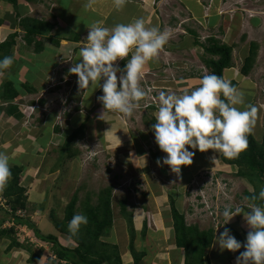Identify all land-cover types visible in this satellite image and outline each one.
I'll list each match as a JSON object with an SVG mask.
<instances>
[{
  "label": "rangeland",
  "instance_id": "obj_1",
  "mask_svg": "<svg viewBox=\"0 0 264 264\" xmlns=\"http://www.w3.org/2000/svg\"><path fill=\"white\" fill-rule=\"evenodd\" d=\"M202 2L205 1L202 0ZM226 10L229 12L226 14L228 35L226 38L221 37L220 41L225 44L232 43L234 46L239 45L236 46L237 48L248 45L251 38L255 35L254 31H258L256 29L259 26H255L256 23H254V21L258 20L261 26L264 24V15H261L264 13V0H228L226 3ZM250 17H252L253 20L251 24L253 28L250 30L253 31L250 32L249 30V33L246 35V28L249 27ZM194 22L187 21V24L201 37V41L199 39L198 41L205 42L206 38L218 34L215 29H211V31H209L211 33L208 34L196 21ZM203 36H205V38ZM249 36L251 37L247 40ZM242 37L244 38L239 41ZM190 40L189 44L177 38L171 40L175 45L183 44L182 47L177 48L178 50L171 47L172 58L175 60L176 64V72L173 77L178 75L182 76L184 72H186V66H189V69L191 68L190 66H194L195 73L199 72L194 75L195 78L202 80L205 74H209V70L204 63L206 59H209V56L203 49L199 48L198 43H195L194 39ZM87 45L88 41L86 40L81 47L84 48ZM76 58L77 55L71 54L68 59H71L69 62L72 67L75 65L74 61ZM182 64L184 68L181 67ZM60 68H62V66H59L57 69L60 71ZM24 75L25 73L19 75L21 82H26ZM53 75V80L58 77L59 86H63L65 90L60 92L59 96H55L53 99L51 95H47L46 90H44L42 86H39L41 90H44L43 93L41 92L39 95L35 96L29 93V95L26 94L25 97H22V100L18 97L16 100L17 103L15 104L19 106L22 117L21 119L15 118L16 121H14V124L16 126L13 125L12 130H8L7 132L2 130V134L9 133L8 136L12 139L13 135L16 140L22 141L23 136H26L27 141L30 140L29 143L33 141L36 145L24 146V150L28 149L26 151L31 154L32 152H30V149L35 147L34 151L36 154L34 155H36V157L34 158H36V161H34L32 165L34 168L38 167V171L40 170V172H23L21 174V186H27L26 194L28 196V207L26 211L21 210V213H17V215L26 216L28 219L30 218L43 234H57L56 223L64 220L66 207L75 193L78 192L79 202L77 208H80L82 205L81 203H83L87 197L90 196L92 203H94L97 201V196L101 191L111 187L113 190L112 208L114 227L116 230L113 229L107 237L102 239L107 240L108 244L118 247L123 259V264H135V262L130 251L131 233L127 220L121 211V202L126 203L127 213L132 215L133 228L135 230V239L133 242L135 251L138 253H146V256L142 258L139 264L178 263L172 259L173 253L178 250L174 238L173 225L171 223V197L175 198L177 208L179 206V210L185 215L188 225L197 226L201 231L214 229L217 236L222 229L228 228L231 230V234L240 242V236L244 234L246 236L248 234L250 231L248 229L249 226L245 233L239 229V231L236 232V219L237 222L243 221L247 224L243 213L233 217L226 225H224L225 219L222 215L226 207H230L233 211H235L236 207L243 208L244 212H249L251 210L249 205L252 204L248 202L245 194L247 189L250 188V185L245 179L239 177L237 172L205 171L200 172L194 177H190L188 180H183V172L177 177L176 174L171 172L169 166L161 165L156 168L152 161H149V163H147L148 161L139 162L140 167H133V165L129 164V160L123 161L125 160L124 152L134 149L135 146H133V142H135L136 145L139 142L142 146L140 134L145 128L141 126L140 123L145 114H143L140 109L136 108L134 110L135 114L132 115V117H135L133 118L131 127L125 128L126 131H130L131 129L130 133H132L134 137L132 141L127 138L126 141L122 140V142L125 141L122 147L120 143H112L110 146L108 145L110 141L107 142L106 139L109 132L110 136L112 135L111 128H106L105 125H107V122H110L109 120L112 118L118 122H123L129 117L118 112L109 113L106 111L101 119L100 117L103 113V109H101V107L99 108V105L101 106L102 103H99L98 107L95 106L94 109H96V111H94V109L89 111L84 104L83 106L80 104L82 102H78L77 104L73 101L70 102V98L76 95L75 92L79 91L78 94L84 97L86 95V89H79L78 79L75 77L64 76L63 78L60 74L57 75V72ZM73 75L77 76L76 74ZM1 82H3L2 79ZM198 87L197 85L196 88ZM76 89H78V91ZM258 89L262 92L264 87L260 85ZM70 95L71 97H69ZM81 96L80 99L82 98ZM260 99L262 109L264 110V95L261 96ZM64 100L68 101V103L62 105ZM97 102L100 101L98 100ZM32 103L33 107L30 105ZM7 104L10 103H3V108L8 107ZM73 108H77V110H73ZM52 111L58 112L49 115ZM75 115H80L82 117L80 122L85 125V134L83 139H80L72 147L74 158L70 159L67 154L61 153V148L64 145L66 136L70 135L75 126H77L73 123ZM47 117L54 121L53 127L56 126L60 128V131L56 129L59 136H54L52 133L49 134V142L45 143L48 141L47 137L45 138V133H31L42 127L44 128L49 122V120L47 122L45 121ZM83 118L86 120L83 121ZM262 118L264 121V116ZM77 119L79 120V118ZM103 119H105L106 123ZM0 120L2 122L12 121L9 115L5 113L0 116ZM14 127H17V129ZM60 134H63L62 138ZM38 135H40V137H38ZM118 135V133L114 134V136ZM82 141H84V143ZM143 148H145V152H150V150L152 152V148L155 151L160 150L159 146L153 141H151V145L143 144ZM164 157H166V155L162 156V161ZM147 164H150V166ZM160 170H162V172ZM199 181L202 182L200 183L201 186L203 185L201 190L203 194L206 195L207 202H204L205 199L202 198L203 194L196 191L198 186L197 182ZM225 183H227V192H225L224 188L226 186ZM45 190H49L48 194H45ZM210 197H212L211 201L209 200ZM0 203L3 205L4 209L11 210L10 205L6 203L2 196H0ZM212 204L214 208L210 209L209 207L212 206ZM76 211L77 214H81V210L78 209ZM160 214L164 216L163 218L165 221L167 220L170 223H162ZM139 222H146L147 231L145 233L142 232L143 228H141L140 224H137ZM4 226L8 228L13 226V224L7 222ZM16 232V237L21 244L28 246L34 254H42L43 259L40 264L45 262L48 253L52 256L51 246L47 243L38 241L30 228L27 226L16 227ZM58 235H60L63 244L74 246V243L69 240V237L61 233H58ZM9 244L10 239L7 238L2 239L0 242V258L2 262H4L3 264H31L29 262L30 253L22 248L13 249L11 252L7 253L6 248ZM211 252L210 249L206 252V264H211V259L209 258ZM227 252L230 254L231 262L232 260L234 261L236 252L229 250ZM226 255L227 254L222 256L225 257ZM227 262L228 260L226 259L225 263L228 264Z\"/></svg>",
  "mask_w": 264,
  "mask_h": 264
},
{
  "label": "crops",
  "instance_id": "obj_2",
  "mask_svg": "<svg viewBox=\"0 0 264 264\" xmlns=\"http://www.w3.org/2000/svg\"><path fill=\"white\" fill-rule=\"evenodd\" d=\"M204 1L205 2H202V0H126V3L123 7L117 8L115 5V0H95L93 6L90 9H86L85 6L89 3V0H34L32 2L27 0H18L17 7H14L6 0H0V44L8 40L13 34H16L15 44L12 47L11 52L14 63L9 68L0 71V89L5 83H13V85L19 92L20 100H22L21 98L25 97L26 94L29 95L30 93L32 96H35L39 95L41 92L43 93L44 90H46L47 95H51L53 99L55 98V96H59L60 92H63L65 89L63 86H59L58 77L53 80V74H56L57 72V75L60 74V76H63V78L64 76H70L78 79V76H75L70 72L72 65L69 61L72 58L70 60L68 59L70 58L71 54H74L77 55V58L74 61L75 64L81 62L79 60V53L83 48L81 47V45L87 40V36L93 24L98 23L102 27L112 29L118 24H129L134 22L138 18H143L146 22V27H158L161 31L168 30L171 32V38L164 46V48L160 51L159 55L146 64L144 68L143 78L140 81V86L146 93L144 99L139 102L138 107V109H140V111L145 114V116L142 117V122L140 123L141 126L145 128L140 134V137L142 139V146L139 142L137 143V145L135 144V142H133L132 144L133 146H135L134 149H131V151L128 152H124L125 160H123H129V164L133 165V167L139 166V162L143 161H148L147 163H149V161H152L156 168L160 167L162 165V156L167 154L162 152L161 150L155 151L153 150V148L152 152L150 150L151 153L147 151L145 152V148H143V144L151 145V141L156 144L152 126L157 122L156 117L158 115L159 93L161 91H165L168 93H174L176 95H183L185 93L190 94L193 90L196 89L197 85L201 86L202 81L199 78H195L194 75H196V73L198 74L199 72L195 73L194 66H190V69L189 66H186V72H184L182 76L178 75L176 77H173L175 76L174 74L176 72V64L175 60L172 58L171 47H173V49L175 50H178L177 48L182 47L183 44L175 45L171 40L177 38L180 41L183 40L185 41V43L189 44L191 41L190 39H194L195 43H198L199 48L203 49V45L208 38L205 39V42H200L201 37L197 35V32H195V30H193L191 26H188L187 21H196L197 24H199L200 27L204 29L208 34L211 33L209 32L211 31V29L217 30L218 34L212 35L210 37H215L219 41L221 40V37L226 38L228 35V30L226 28V14L229 13L226 10V3L228 2V0ZM261 15L263 16L264 13H262ZM26 18L42 22V26L40 27V29L37 28L38 30L43 31L40 35L42 42V45L40 46V52L35 51V48L39 49V47L36 46V42H38L39 39L37 36L30 37L32 41L31 45H29L26 41V31L21 26L22 20ZM252 21V17H250V28H246V35L249 33V30L253 28V26L251 25ZM45 23L46 25L43 26V24ZM254 23H256L255 26H259L256 29L258 31H254L255 35L251 38L248 45H243L242 47L237 48L236 46L239 45L234 46V44L232 43L226 44L233 48V63L231 68L224 70L223 75L226 81L236 82L238 84L237 89L244 92L245 94L244 105L237 106L239 110H247V105L249 104L257 107L258 112L256 116V123L251 133L257 144L264 148V121L262 120V117L264 116V110L262 109V103L260 99L261 96L264 95V90L260 92L261 90L258 89L260 85L264 87V24L263 26H261L258 20H255ZM252 31L250 30V32ZM203 37L205 38V36ZM244 37H242L239 41H241ZM250 37L251 36L246 39L249 40ZM198 39L200 41H198ZM252 43H256L258 46L257 57L255 59L253 68L247 75H244L242 72V67L250 54ZM130 58L131 53L129 54L128 58L124 60H118L116 62L117 66L121 69L125 68L127 59ZM59 66H62V68H60V71L59 69H57ZM181 67L184 68L183 64ZM24 73L26 82H21L19 79V75ZM120 75L121 73L117 74L118 85ZM1 79L3 80V82H1ZM100 84V87L99 85H97L96 87H90L89 89H86V95L84 97L83 95L81 96L80 94H78L79 91L78 89H76L78 92H75L76 95L70 98L69 101H73L75 104H77L78 102H82L80 104H82V106L84 104L87 110H93L95 106L98 107L99 103H101L97 102V98L103 95V80L100 82ZM54 85H57V87L51 88V86ZM39 86H42L44 90H41ZM79 95L82 97L81 99ZM69 97H71V95ZM16 100L17 99L13 101H5L1 98L0 95V106L4 107L2 106V104L7 102L13 105H17L15 104L17 103ZM64 102L68 103V101L64 100L62 105L65 104ZM30 105L32 106L33 103ZM100 107L101 109H103V105H99V108ZM73 110H77V108H73ZM94 111H96V109H94ZM57 112L58 111H52L49 113V115H53ZM133 114H135V112ZM49 117L45 119L46 122L48 120L49 122L44 128L42 127L37 131H33L31 134H42L43 132L45 133V138L47 137V140L49 134L51 133L54 134V136H59V133L56 132L57 127H53L54 121L50 120ZM134 117L131 116L123 122H118L114 118H112L113 120L111 119L109 120L110 122H107V125H105V127L111 128L112 134L110 136L109 132V135L107 136L106 141H110V144L108 145L111 146L112 143H120L122 147L127 138L128 140L131 139L130 141H132L134 137L132 133H130L131 129L130 131H126L125 128L131 127ZM9 118L12 119V121L2 122L0 120V152L5 153L9 157L10 168L14 166H20L23 167V172H40V170L38 171V167L34 168L32 165V163L36 161V158H34L36 157V155H34L36 154L34 151L35 147L30 149V152H32V154L26 151L28 149L24 150L25 145H35V142L32 141L31 143H29L30 140L27 141L26 136H23L22 141H18L13 135V139L10 138V136H8L9 133L2 134V130L7 132L8 130H12V126L15 125L14 121H16V117L9 116ZM77 118H79V120ZM81 118L82 117L80 115L74 116L73 123L74 125H77L75 126L74 130H77L79 127L84 125V123L82 124V122H80ZM82 120L85 121L86 119L83 118ZM103 120L105 122V119ZM122 123H124L125 125ZM14 128L17 129V127ZM117 133L119 135L114 136V134ZM60 135L62 138L63 134ZM38 137H40V135H38ZM122 140L125 141L122 142ZM48 142L49 140L45 143ZM82 142L84 143V141ZM189 150L195 151V156L193 159V163L190 166H182L183 180H188L190 177H194L200 172L205 171H239L236 165L227 164L222 160V153L219 154L217 152H214L213 150L200 152L198 149L194 150L190 147ZM158 160L161 161V165L157 164ZM147 165L150 166V164ZM160 171L162 172V170ZM247 182L250 185V188L247 189V192H254L253 185L249 181ZM22 186L24 188L27 187L26 185ZM45 191V194H48L49 190ZM179 211L181 212V210ZM160 217H162V223H170L169 221L164 220L163 215L160 214ZM171 223L173 225L172 217ZM137 224H140L141 228H143L144 222H139ZM235 225L236 232L240 230L245 233L247 231L248 225L243 221L237 222L236 219ZM113 229L116 230L115 227L112 228V230ZM248 229L250 231L252 230L250 227H248ZM224 230L225 229H222L220 234L223 233ZM111 231L105 237H107L111 233ZM58 233L60 234V232ZM58 233L55 235L59 238V241L62 245L69 248H75L77 246V244L70 237L69 240L74 243V246H67L63 244ZM219 235H216L214 242L210 248V250L212 251L209 255L211 264H226V259L228 260V264H237V257H239L245 249L242 247L239 251H237L234 261L232 260L231 262L230 254H228L229 252H227L228 250H221L219 244L215 242L216 238H218ZM65 236L68 237L67 235ZM240 237L242 244L246 243L247 235L245 236L244 234ZM102 241L107 243V240L102 239ZM177 250V252L173 253L172 259L177 261V264H182L183 260L184 264L185 252L183 249H180L178 247ZM225 254L227 255L223 257L222 255ZM0 263H4L2 262L1 258Z\"/></svg>",
  "mask_w": 264,
  "mask_h": 264
},
{
  "label": "clouds",
  "instance_id": "obj_3",
  "mask_svg": "<svg viewBox=\"0 0 264 264\" xmlns=\"http://www.w3.org/2000/svg\"><path fill=\"white\" fill-rule=\"evenodd\" d=\"M94 2L89 0L86 9H90ZM125 3L126 0H115L117 8ZM170 38V31L146 27L143 18L129 24H118L112 29L98 23L92 25L87 36L88 45L79 53L81 62L76 63L70 72L78 76L81 90L97 85L100 87L103 80V95L98 97L104 109L101 119L106 111L118 112L126 117L133 115L146 95L140 86L144 68L159 55ZM130 53L131 58L127 59L125 68L118 67L116 62L128 58ZM13 63V57H4L0 60V71ZM118 73H121L119 85ZM244 96V92L233 86L231 81L216 74H205L201 86L190 94L176 95L161 91L157 122L152 128L156 144L167 154L162 165L169 166L171 172L179 177L182 166L193 163L195 151H190L189 147L200 152L213 150L228 159L238 158L248 148V135L253 130L258 112L257 107L251 104L247 105V110H239L237 106L245 103ZM157 164L161 165V161L158 160ZM11 175L9 157L0 152V191L7 186ZM258 198L264 200V189L259 192ZM249 207V212H244L241 207H236L235 211L226 207L222 213L224 225L243 213L252 229L247 234L246 243L238 241L228 228L215 242L221 250L232 252L243 247L245 250L237 257V264H264V207ZM87 224L86 215L76 214L69 222L68 230L75 236L81 226Z\"/></svg>",
  "mask_w": 264,
  "mask_h": 264
},
{
  "label": "trees",
  "instance_id": "obj_4",
  "mask_svg": "<svg viewBox=\"0 0 264 264\" xmlns=\"http://www.w3.org/2000/svg\"><path fill=\"white\" fill-rule=\"evenodd\" d=\"M8 3L17 7L18 0H6ZM34 1V0H27ZM43 24V26H45ZM22 28L26 31V41L29 45L32 44L30 37L37 36L38 42L35 48L36 52L41 51V34L42 22L23 19L21 22ZM16 34L10 36L8 40L0 44V60L4 57H12V47L15 44ZM204 52L209 56L205 60V66L209 70V74H216L224 79V70L231 68L233 63V48L228 46L215 37H210L203 45ZM258 46L256 43L251 44L250 54L246 59L242 72L247 75L253 68L255 59L257 57ZM233 86L238 88L236 82H231ZM20 88V87H19ZM1 98L5 101H13L19 97V92L13 83H5L0 89ZM223 99V96H221ZM6 113L9 116H14L21 119L22 113L18 105L9 104L8 107L0 106V116ZM60 131V128H57ZM85 125H82L77 130H74L70 135L66 136L62 154H67L70 159L74 158L72 147L79 139L84 137ZM260 147V148H259ZM222 160L227 164L236 165L238 167L237 175L249 181L253 187L254 192H245L248 202L252 205L264 207V200L259 199V192L264 189V148L259 146L255 141L252 133L248 135V148L243 151L238 158L228 159L222 156ZM11 178L8 181L4 190L0 191V196L10 205L11 210L4 209L0 203V242L2 239H10V244L7 246V253L13 249L22 248L30 253L29 262L31 264H40L43 259L42 254H34L28 246L21 244L16 235V227L27 226L33 232V235L38 241L47 243L51 246L52 255H47L43 264H123L120 251L116 245H111L102 241L114 227L113 218V190L106 188L98 194L96 202L92 203L90 196L81 203L80 208H77L79 202L78 192L75 193L70 203L66 207L65 218L61 222L56 223L58 232L70 237L77 246L69 248L62 245L59 238L55 234H43L41 230L35 226L30 218L17 215L18 211H26L28 207L27 190L21 186V174L23 167L14 166L10 168ZM253 197H256L255 199ZM92 198V197H91ZM95 204V205H94ZM121 211L127 220L128 227L131 233L130 251L133 255L135 264H139L142 258L146 255L144 252L138 253L134 248L135 230L133 228L132 215L127 213L126 203L121 202ZM171 217L173 219L174 238L178 248L185 252L184 264H206V252L211 248L214 239V229L201 231L197 226L188 225L186 218L181 213L173 197L170 198ZM81 210L82 215L88 217V224L82 225L79 233L72 236L68 230V224L77 214L76 210ZM11 222L13 226L6 228L4 225ZM147 231L146 222L144 223L142 232Z\"/></svg>",
  "mask_w": 264,
  "mask_h": 264
},
{
  "label": "built area",
  "instance_id": "obj_5",
  "mask_svg": "<svg viewBox=\"0 0 264 264\" xmlns=\"http://www.w3.org/2000/svg\"><path fill=\"white\" fill-rule=\"evenodd\" d=\"M222 182H223V181H222ZM200 183H202V182H201V181L197 182L198 186H197V188H196V191L201 192V194H203V191L201 190V188L203 187V185L201 186ZM218 184H220V183H218ZM225 185H226V186H225L224 188H225V192H226L227 183H225ZM198 189L201 190V191H199ZM202 198L205 199L204 202H207V201H206V195H205V194L202 195ZM209 200L211 201V200H212V197H210ZM209 208H210V209H211V208H214V205L212 204V206H210ZM209 208H208V209H209ZM19 213H21V211H19L18 214H19Z\"/></svg>",
  "mask_w": 264,
  "mask_h": 264
}]
</instances>
